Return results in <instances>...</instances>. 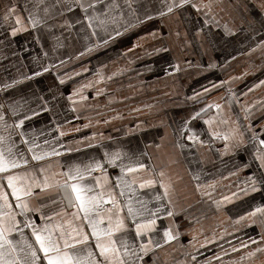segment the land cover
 <instances>
[{"label":"crops","instance_id":"obj_1","mask_svg":"<svg viewBox=\"0 0 264 264\" xmlns=\"http://www.w3.org/2000/svg\"><path fill=\"white\" fill-rule=\"evenodd\" d=\"M111 2L101 0L95 11L103 13ZM115 2L119 8L110 9L109 14L117 17L118 24L109 25L113 37L109 40L102 30L92 35L93 29L88 28L79 7L69 11L57 0H0V105L4 106L0 113L7 124L27 114L30 119L22 126L23 139L35 138L42 150L54 148L60 153L33 161L30 144L23 143L19 135L21 129L5 132L0 128L2 135L13 133V151L28 161L0 173V185L14 204L6 175H19L18 183L42 180L47 175L54 186L44 191L33 188L35 195L29 200L46 216L59 214L51 223H62L69 218L64 212L74 210L56 186V181L64 179L59 174L71 163L99 160L105 171L97 169L91 177L85 176V182L93 183V177L100 176L103 184L106 176L121 204L132 195L150 208L162 209L152 233L162 247L153 248L143 264L239 261L241 255L262 243L259 238L264 234L258 218L256 224L248 218L239 220L253 208L264 206V186L247 195L237 191L245 187L249 176L259 178L261 174L254 153L258 140L264 139V85L259 84L264 80V0H192L210 3L211 13L206 8L197 12L190 5L168 13L165 4L173 0H131L134 15L125 0ZM13 6L14 12L5 21ZM161 11L165 15H159ZM30 13L44 23L33 27ZM88 14H92L91 9ZM13 27L18 29L15 36L11 35ZM162 46L168 50L163 51ZM42 67L49 70L43 72ZM33 72L40 75L33 76ZM74 90H79L76 95H72ZM13 102L22 106L16 116L9 107ZM213 104L220 108L205 107ZM40 106L47 110L41 111ZM201 108L204 112L190 119ZM28 109L38 114L32 116ZM209 119L213 120L212 129L221 134L234 128L243 133L244 143L225 152V141L208 134L209 125L204 121ZM61 131L64 136H60ZM190 131L204 143L189 140ZM45 140L49 141L47 146ZM69 148L72 151H67ZM105 152L127 154L124 163L129 155L138 157L149 171L129 174L128 178L163 179L171 185L169 198L155 199L164 191L159 183L143 189L133 185L135 192L121 197L115 188L119 167L104 162ZM232 192H237V197L217 210L213 200ZM163 209L173 210L174 215L169 217ZM29 215L36 223H44L40 212ZM128 224L126 239L132 243L134 228L131 221ZM165 228L178 232L177 239L164 244ZM23 230L31 239L30 229ZM13 237L19 238L17 233ZM241 243L248 247L240 248ZM233 247L239 251L233 252ZM217 256L219 260L213 259ZM241 264H264V254L257 253Z\"/></svg>","mask_w":264,"mask_h":264},{"label":"snow or ice","instance_id":"obj_2","mask_svg":"<svg viewBox=\"0 0 264 264\" xmlns=\"http://www.w3.org/2000/svg\"><path fill=\"white\" fill-rule=\"evenodd\" d=\"M57 3H62L66 10H71L73 7H79L82 12L85 13L84 19L88 22L87 26L93 29L92 35H97V30H102L108 34V39L113 37L109 33L110 24H118V19L115 16L109 14L110 9L119 8V5L112 0L104 8L103 13H97L95 11L96 5L101 3V0H57ZM127 7L132 10L133 15L135 11L132 9L131 0H125ZM186 5H190L191 8L196 9L197 12H201L203 9H207L208 13H211V4H204L200 2H192V0H173L171 3H166V12L171 13L174 8H183ZM92 10V14L89 15V10ZM14 12L13 8L8 10L5 14V21L9 18V15ZM44 12H48V8H44ZM208 13H205L207 15ZM159 15H165L164 11L158 13ZM120 18H123V14H120ZM145 19H151L146 16ZM29 22L33 27L38 24L44 23L39 16H33L29 14ZM16 23L19 24L20 20L17 17ZM79 23V21H77ZM205 23H208L206 20ZM129 27L132 25L129 24ZM18 29L11 28V35L15 36ZM118 36L120 32L116 29H112ZM179 35V33H177ZM101 43H107V41L101 40ZM264 43V42H262ZM163 51H167V48H163ZM47 67H42L43 72H47ZM33 76H39L40 72H33ZM30 77H25L29 79ZM60 80V83H63ZM17 81L13 80L12 84L15 85ZM221 83H224L223 81ZM259 84L264 85V80H261ZM254 85L253 87H256ZM8 88L9 85H4ZM83 87V86H81ZM216 87V85H213ZM79 90H74L72 95H76ZM208 92V89H204ZM251 91V89H249ZM72 95L69 96V100L72 99ZM81 99L85 97L81 96ZM43 101V97L40 98ZM0 105V108H3ZM13 116L17 115L18 106L15 102L9 106ZM205 107L220 108L219 104L207 105ZM41 111L47 109L40 106ZM32 116L37 115V111L28 109ZM204 112V108H201L199 112H194L190 119L198 118L201 113ZM247 119V117H245ZM30 117L25 114L23 118L15 120L14 124H7L5 121V115L0 113V128H3L5 132L8 129H21L19 135L23 140V143L30 144L28 152L31 153V159L33 161H41L46 157L58 156L54 148H50L47 151L41 149V146L35 142V138L31 141L24 140L25 133L22 130V126L25 121ZM205 124L209 125L208 134L213 139L222 138L225 141V152L229 151L231 147H238L244 143L243 133L237 129H231L230 131L221 134L219 131L212 129L211 125L213 120H205ZM226 123V122H225ZM188 127L187 122L183 125ZM88 127V125H84ZM79 131V129H75ZM13 133L7 135L0 134V173H7L11 169H15L20 166L21 162L27 164L28 161L24 158L23 154L14 152L16 145L12 142ZM63 131L60 132V136H64ZM255 139V136L253 137ZM189 140L198 141L203 144L204 141L200 139L196 133L191 132L188 135ZM49 141L45 140L44 145H48ZM72 151V149H67ZM124 155L119 152L109 154L104 153V162L109 165H116L119 167L120 175L116 177L115 188H118L119 195L125 196V193H133L135 189L133 185H139V188L154 186L159 183V186L164 189L162 194H157L156 200H163L169 198L170 184H166L163 179L157 181L154 178H139L137 175H132L129 179V174H138L139 172H148L146 165L140 162L138 157L131 155L127 156L128 163H124ZM19 156V159H17ZM254 158L258 161L259 168L261 169L260 177L255 175L249 176L248 181L244 188H238V192L247 195L249 191H258V186H264V139L258 140V147L254 153ZM97 169L103 173L105 170L103 164L99 160H90L85 164L71 163L66 169L59 175L63 176L62 181H56L58 186L64 192V198L68 201V206L74 211L69 214L64 212V215L69 217L63 220L62 223H51L52 217L59 215L53 212L51 215L46 216L41 211L40 207H34L29 200V197L35 195L33 188H40L41 191L53 187V183L47 175L42 180L35 178L25 180L24 183H18L21 177L16 174H9L4 177L7 181V187L11 190V197L15 201L9 200L8 193L4 191L3 186L0 185V264H143L144 257L152 252L153 248H161L162 244L155 240L152 233L156 230V218L161 208H150L142 199H133L132 195H128L124 204H121L116 197L113 190V186L107 183V177L105 176V182L101 183V177H93V183L85 182V176H92V173ZM40 172L43 173L44 169L41 168ZM233 173H229L232 175ZM55 175V174H54ZM161 177L164 176V172L159 173ZM199 188V185H198ZM205 195H210L205 192ZM237 197V192H232L230 195L221 197L220 200H213L217 210L221 209L222 203L230 202L231 199ZM55 203L56 201H50ZM169 203L171 201L169 200ZM106 205H111L106 207ZM126 209V212H125ZM166 211L169 217L174 215V211L171 209H163ZM63 211V210H62ZM40 212V219L44 221L42 224L36 223L31 218L29 213ZM123 213V214H122ZM17 217H23L21 221ZM248 218L252 224H259L264 229V206H258L253 208L250 212L245 213L244 216L239 217V220ZM131 221L134 228L135 239L132 243H129L126 239L129 232V224ZM23 224V228L20 225ZM24 228L30 229L31 239L24 233ZM87 229V230H86ZM17 233L19 238H14L13 234ZM178 232H173L170 228H165L163 232V243L167 244L170 241L177 239ZM260 245L251 251L245 252L239 257V261H230V264H241V262L254 257L257 253L264 254V234L260 235ZM93 242L94 249L93 250ZM249 243L257 244L258 241L250 240ZM248 245L241 243L240 248H247ZM233 252H238L239 249L233 247ZM42 254V255H41ZM226 255V253H225ZM213 259L219 260L220 257H213ZM195 260V257H193Z\"/></svg>","mask_w":264,"mask_h":264}]
</instances>
